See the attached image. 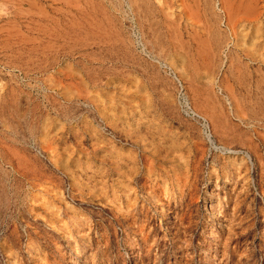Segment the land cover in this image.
<instances>
[{"label":"rangeland","instance_id":"1","mask_svg":"<svg viewBox=\"0 0 264 264\" xmlns=\"http://www.w3.org/2000/svg\"><path fill=\"white\" fill-rule=\"evenodd\" d=\"M0 264H264V0H0Z\"/></svg>","mask_w":264,"mask_h":264}]
</instances>
